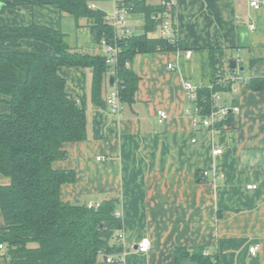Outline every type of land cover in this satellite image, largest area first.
I'll list each match as a JSON object with an SVG mask.
<instances>
[{
    "label": "crops",
    "instance_id": "0c3cea01",
    "mask_svg": "<svg viewBox=\"0 0 264 264\" xmlns=\"http://www.w3.org/2000/svg\"><path fill=\"white\" fill-rule=\"evenodd\" d=\"M0 2V25L35 22L62 30V13L55 5L14 9ZM176 10V35L184 50L137 54L132 65L140 76L135 102L120 100L121 111L92 101L89 67H58L69 95L88 117L86 140L65 142L67 157L53 162L54 169L74 171L76 177L61 185L60 197L88 204L119 196L125 238L117 243L123 253L112 255L113 263L176 264V250L185 246L205 247L220 264H264V89L250 83L264 77V4L255 9L248 0H178ZM80 21L69 44L106 55L87 19ZM22 49L54 54L50 44L34 39L23 40ZM212 49L227 55L225 74L233 83L216 92L218 104L240 106L231 127L219 131L195 125L187 113L196 102L188 99L185 83L198 90L212 85ZM230 58L237 61L234 72ZM111 77L105 100L117 88ZM9 99L0 93V115L10 113ZM160 109L167 119L160 120ZM216 148L223 151L214 155ZM8 182L0 172V184ZM252 184L256 187L248 188ZM5 226L0 208V238ZM144 237L151 238V248L142 253L135 245ZM254 244L260 249L253 256ZM3 253L0 249V264H6ZM93 264L109 262L101 256Z\"/></svg>",
    "mask_w": 264,
    "mask_h": 264
},
{
    "label": "trees",
    "instance_id": "16d2710c",
    "mask_svg": "<svg viewBox=\"0 0 264 264\" xmlns=\"http://www.w3.org/2000/svg\"><path fill=\"white\" fill-rule=\"evenodd\" d=\"M4 8L21 6H57L60 13L83 18L91 28L92 38H106L114 43V30L104 23L105 12L89 8L91 0H3ZM143 14L142 31L116 40L118 60L113 66L106 55L96 56L73 48L58 28L32 22L29 25H0V93L8 96L10 113L0 115V172L9 178L0 184V208L5 220L6 264H93L101 256L121 255L117 234L123 221L115 216L119 196L101 202L99 208L62 201L60 187L76 179L74 171L54 169L53 162L67 157L65 142L84 141L88 136L85 109L72 98L59 66L89 67L92 72L91 96L97 105L106 106L103 98L110 73L119 86L120 100L135 102L140 76L133 69L137 54L159 50H184L178 37L171 40L151 35L158 31V9L143 1L135 9ZM175 26V21L174 24ZM34 39L50 44L54 54L22 49V41ZM211 69L214 88L198 90L197 102L207 111L212 93L230 89L225 78L227 55L212 49ZM232 70V72H234ZM254 89H264V77L250 80ZM233 115L228 122L232 123ZM116 242V243H115ZM187 257L197 264H220L218 256L205 247L179 246L176 264ZM109 264H118L110 262Z\"/></svg>",
    "mask_w": 264,
    "mask_h": 264
},
{
    "label": "built area",
    "instance_id": "2783aa9c",
    "mask_svg": "<svg viewBox=\"0 0 264 264\" xmlns=\"http://www.w3.org/2000/svg\"><path fill=\"white\" fill-rule=\"evenodd\" d=\"M112 3V9L111 12H108L106 8H102L97 5L95 0H91L88 3L89 8L98 10L101 9L103 12H105L104 16V23L107 24L109 27H112L114 30V43L109 42L105 37L102 38L100 41L104 46L106 50V57L107 62L111 65H115L118 60V52H119V45L116 42V40L128 38L130 35H132L136 29L135 26L131 23V18L135 14H140L137 12L136 6L138 3H141L143 1H146L149 4L154 5L158 11L156 13V18H160L161 21L159 23V34L160 36L167 38L171 40L174 37H177L174 21L176 19V13H177V4L178 0H109ZM249 4L255 8L260 9L263 4L264 0H248ZM143 16V14H141ZM252 28H255V24H251ZM188 57L191 55L190 53L186 54ZM169 68L174 69L173 65L170 64ZM226 75V74H225ZM224 79H229V77L226 75ZM117 88L115 90L111 91L106 101H108V104L112 107L113 111H121L122 110V102L120 101V95H119V86L116 85ZM185 88L187 90V97L188 99H192L196 102L195 107H193L190 110H187L188 114H192L194 118L195 125L203 126L205 129L208 128L211 131H219L221 129H228L231 127V123H229L227 120L230 117V115H234L235 113L240 112V106L235 105L234 107H229L224 104H218V96L216 92L212 93V105L209 110L205 111L204 107H202L197 102L198 97V88L195 84L192 82H186ZM209 88L213 89L214 84L209 86ZM158 115L160 117V120H165L169 117L168 113L165 110L160 109L158 112ZM223 151L221 148H216L214 150V155L220 154ZM207 175V173H205ZM256 187L255 184L249 185L248 188ZM100 202H88L87 207H94L99 208ZM116 217H121V212L119 209L115 211ZM118 241L123 240L125 238L124 234L119 231L117 234ZM5 245L0 244V249H4ZM151 248V238L150 237H144L141 241H139L137 250H139L142 253L149 252ZM260 247L258 244H254L250 248V253L254 256L259 251ZM107 262H112L113 258L112 256H106Z\"/></svg>",
    "mask_w": 264,
    "mask_h": 264
},
{
    "label": "rangeland",
    "instance_id": "374dc122",
    "mask_svg": "<svg viewBox=\"0 0 264 264\" xmlns=\"http://www.w3.org/2000/svg\"><path fill=\"white\" fill-rule=\"evenodd\" d=\"M98 6H104L108 12H111L112 9V3L111 2H103L102 0H95ZM50 18L51 16L49 14H47ZM61 20V24H62V31L65 33L66 35V41H68V43H72V39H74L75 37V31L77 29L76 27V20L74 18V16H72L71 14H67V13H62L60 18ZM137 21H139L140 23L143 22V16L141 14H135L133 15V17L131 18V23H137ZM83 21H79L78 25H82ZM142 27H138V31H142ZM152 36L154 37H159V30L158 31H154L151 33Z\"/></svg>",
    "mask_w": 264,
    "mask_h": 264
},
{
    "label": "water",
    "instance_id": "95a60500",
    "mask_svg": "<svg viewBox=\"0 0 264 264\" xmlns=\"http://www.w3.org/2000/svg\"><path fill=\"white\" fill-rule=\"evenodd\" d=\"M2 6H3V3L0 2V9L2 8ZM228 63H229V67H230V68H232L233 70L236 69L237 61H236L235 58H234V59L230 58V59L228 60ZM113 82H114V79L111 77V78H110V83L113 84ZM137 246H138V244L135 245V248H137ZM105 259H106V257H105ZM181 264H197V262H196V261H192L191 259H189V258H187V257H184V258H182V260H181Z\"/></svg>",
    "mask_w": 264,
    "mask_h": 264
}]
</instances>
